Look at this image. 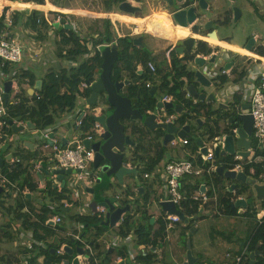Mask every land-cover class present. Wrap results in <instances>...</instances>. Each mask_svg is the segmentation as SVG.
I'll list each match as a JSON object with an SVG mask.
<instances>
[{
	"label": "trees",
	"instance_id": "1",
	"mask_svg": "<svg viewBox=\"0 0 264 264\" xmlns=\"http://www.w3.org/2000/svg\"><path fill=\"white\" fill-rule=\"evenodd\" d=\"M16 1L35 2L40 10H48V7H53L51 4H45V0ZM16 1L4 0V7L11 6ZM113 1L109 0L107 2L106 12H113ZM193 2H196V0H186V4ZM40 10H15L13 12L14 22L9 30H14L17 26L22 25L25 29H30L40 35L42 30L50 28L44 13ZM231 12L228 9L226 15H224V19L222 21L216 20L215 23L221 22L227 24L230 22ZM4 14L0 17V27H4L5 25L3 20ZM49 16L54 20L57 13L49 12ZM64 17L63 22L66 21ZM100 20L102 21L103 31H98V29L91 27L92 33H85L81 28H75L71 24L65 26L59 25L56 28L55 31L58 37L56 55L59 59L70 62V65L57 68L50 67L42 77V87L37 90L38 94L29 95L26 88H24L25 84L35 85L37 76L34 72L25 68H15L16 64L10 62H7L5 66L0 68L4 76L10 75L8 76L9 78H16L22 88L19 93L20 101L18 103H13V93L10 91V98L6 102L7 112L5 118L7 120L29 121L37 130L55 129L61 115L73 111L79 99H86L90 96V88L83 87L81 89L80 83L82 81L85 83L86 81L92 82L97 78V73L103 63V57L96 50V46L113 39L111 20ZM200 30L198 27L194 28L196 33L206 35V30L202 28ZM200 34H195L196 38L205 37L208 40V36ZM129 40L131 41L130 38ZM90 42L91 46H88ZM218 49L219 46H212L208 41L198 39L196 47L192 51H185L183 56L179 55L180 53L176 48L172 49L170 51V63L166 57L159 62L155 59V56L146 51V56L141 60L143 69L141 71L132 69L127 74L129 78H138V81L127 85L124 89V94L134 97L135 101L138 102L137 108L145 112V114L150 109L154 110L161 103V96L172 95V102L182 106V110L180 113H176L173 108H167V113L169 115H177L174 123L178 127L189 125L190 131L192 129L190 120H193L197 126L203 128V136L198 138L202 141L210 140L215 135L233 134V129L238 126L235 121H238L239 118V110L235 106L241 105L242 99L239 92L235 93L230 102V105L233 107L232 110H223L217 106L213 107V103L216 101L194 103L193 99L187 96V88L190 84H194L196 88L199 86L196 72L192 68L195 58L198 55L209 56ZM255 51L260 55H264V46H258ZM241 57L240 54L234 56L235 64L232 66L230 76L218 74L213 78L217 89L223 87L227 81L241 83L246 79L251 59H243ZM148 61L155 63L156 72H152L147 67ZM121 65H118V63L114 64L113 77L115 79H123L120 71L125 70V66L121 67ZM149 81L151 83L150 88L146 86V83ZM154 86H156L157 91L155 94H152L151 88ZM231 116L235 117L234 122H230ZM199 118H203L204 120L202 125H199L197 122ZM94 124L95 115L90 110H87V116L83 118L79 131L82 134L88 133L92 130ZM127 131H130L132 136L134 135L133 147L135 151L131 160L137 170L133 173H137L136 176L141 180L138 184L139 186H136L138 188L134 189L128 185L121 193V197L117 198L116 201H119V206L124 207L129 205L130 211L119 225L113 227L112 231L123 239L135 233L134 239L136 244L146 246L143 249H138L135 262L132 264H158L160 262L158 252H154L153 250L163 246L168 234L164 212L156 206V204L160 206V199L163 197V183L159 178L157 168L171 147L175 148L178 153L177 160L182 158L192 159V155L197 153L199 149L198 139L190 137L189 131L186 136L188 138L187 145L172 146L170 142L164 144V130L155 129L154 132L141 121L140 124L132 128L126 127V134H128ZM0 142L6 143L7 141L0 137ZM46 144L43 141L37 148L30 149L23 143L22 147L17 148V151L13 152L14 156L20 158V162L15 164H11L7 158V153L11 152L12 144H5L3 149L0 147V157L4 159L3 166L0 167V173L6 175L12 182L16 183V187L8 189L6 196L0 193V213L2 215L0 219V233L3 232V237L1 236V238L9 241L17 240L19 234L31 231L32 240L34 241L51 240L59 235L60 241H67L70 245L78 248L82 243L80 244V242L69 237L61 236L54 228L44 225L45 220L52 217L57 211H61V209L55 211L56 209L49 206L52 199H60V196L53 189L49 188L50 190L45 191L46 194H42L44 202H38L28 195H22L15 191L18 187L23 188L25 186L29 188L30 192L35 193L37 191L40 176L31 167L33 166V161L37 160L39 156L51 151V148H48ZM256 145L257 142L255 140L252 141V146L256 149L255 158L258 156L264 157V148L260 149ZM187 151L190 154H187ZM200 162L201 160H199ZM236 162L232 153L215 156V163L224 166L226 169L232 167ZM241 163L244 164L245 173L251 177V180H257L262 171L263 162H248V159H246L245 161H241ZM208 166V163L204 164L205 169ZM251 167L255 170L254 174H250L249 172ZM145 172L155 173L156 176L152 179H145ZM185 182L187 193L184 200L179 204V208L187 216L189 222L186 225L179 222L171 230H179L182 236H184L183 243L185 250L187 249V241L191 238V229L195 226L197 221L196 216L198 215V203L193 201L190 195L198 192L201 184L205 183L209 187L207 193L213 195L216 192L219 197L220 214H217L215 217L243 216L251 221L245 238L240 239L243 245L242 248L233 254H240L246 248L247 258L244 260V264H249V254L251 252H255L256 254L255 264H264V215L258 217L259 208L260 210H264V199L260 201V207H257L256 203L248 204L247 199L252 197L249 184L235 179H228L217 172L209 173L205 170L203 174L186 178ZM232 184H235V189L231 191L230 187ZM104 187L105 182L96 185L98 191ZM239 194L244 195V201L247 203L244 212L241 213L238 212L237 206H233ZM135 195H137L136 198L130 199L131 196ZM96 199L100 201L101 198L97 197ZM152 207H156V209L152 210ZM65 212L69 214L71 219L82 224L83 238L87 239L95 252V255L92 257V264H129L117 261L119 254L122 256H126L127 254L128 247L125 242L120 247L113 249L107 248L106 242H101V236L111 228L102 225L103 219L98 217L96 213L75 215L71 210ZM13 230L17 231L13 232ZM220 233L222 236L226 235L224 232ZM18 252L20 254H28L30 250L23 245ZM14 253H9L6 256L2 255L0 257V264H22L17 257L18 253ZM41 253L30 257L28 264H39L38 257L41 255L45 257L44 261L40 262L41 264H62L64 260L70 258V254L59 256L52 252L51 249L43 248ZM102 254H104V257H102ZM207 263L220 264L211 260Z\"/></svg>",
	"mask_w": 264,
	"mask_h": 264
},
{
	"label": "built area",
	"instance_id": "2",
	"mask_svg": "<svg viewBox=\"0 0 264 264\" xmlns=\"http://www.w3.org/2000/svg\"><path fill=\"white\" fill-rule=\"evenodd\" d=\"M186 2V0H182L180 3ZM7 8V10H6ZM6 10V11H5ZM5 13V14H4ZM4 14V27H0V68L5 66L7 62L18 64L22 61L24 56V49L25 46L21 40V37L18 32L15 30H9L11 26L13 25V10L9 9V7H4L0 12V17ZM47 14H44L45 19L48 22V25L50 28H55V23H60L62 26H65L67 24H71L75 28H78L77 25L70 21H62L63 20V14L58 13L55 20L50 19ZM110 18V17H109ZM113 23H115V20L110 18ZM40 22V21H38ZM117 32H118V28ZM119 36H122L119 33ZM114 41H109L105 44H99L96 46V50L100 52L101 54V47L104 45H111ZM91 44L88 43V46ZM216 53L217 51L213 52ZM212 53V54H213ZM211 54V55H212ZM209 56H204L205 60H207ZM199 56V55H198ZM251 62L250 65V71L254 75L251 76L253 81L252 87H251V94L248 102L251 104L250 109L248 111L253 116V127H252V135L250 139L252 141L257 142V147L260 149L264 148V70H260L258 68V65L256 64L260 59L264 61L263 58L258 56H251L250 58ZM234 65V64H233ZM232 65V66H233ZM231 67H223L220 71L213 74V78L216 77L218 74H226L230 76L231 73ZM147 67L150 68L152 72H156V65L153 61H148ZM99 73H97V77L99 76ZM3 73L0 70V137L4 138V140H10L12 141L13 134H25V131L29 128V121L25 120H7L5 118L7 107H6V101L4 99L5 94V81L3 77ZM7 78V77H6ZM97 78H95L96 80ZM7 80H12V87L11 90L13 95V103H18L20 101L19 93L21 92V86L19 84V81L16 78H10L8 77ZM94 80V81H95ZM93 82V81H92ZM146 86L148 88L151 87L150 81L146 83ZM88 87L84 81L80 83V88ZM36 91V90H35ZM38 94L37 92H35ZM34 93V94H35ZM241 93L242 90H241ZM11 95V92H10ZM9 95V98H10ZM187 96L191 97L193 99L194 103L202 102L203 100H198L195 97L190 96V94L187 92ZM222 98V97H221ZM85 99V98H84ZM161 102H172V95H164ZM205 102H209L205 100ZM230 104V103H226ZM89 109V106L87 105L81 110H78L72 115L73 125L71 126L73 131L79 130V127L82 124V120L84 117L87 116V110ZM240 111V106L237 108ZM167 108L163 105L162 107H159L158 113L156 116L157 122H164V123H174V120L176 116L174 114L168 115L166 113ZM153 110H148V114H152ZM197 122L199 125H202L204 120L203 118L197 119ZM16 124L19 127H23V130L19 131L18 133H13V125ZM37 130V129H36ZM38 136L44 139V142H46V146L48 148H51V151L45 152L42 154V156H39V158L35 161H33V166L31 167L32 170L39 174L40 180L37 184V191L30 192L29 188L27 186L23 188H17L15 191L17 193H20L22 195H28L30 198L37 200L38 202H44V198L42 194H46L45 191H48L50 189H53L58 196H60L59 200H51L50 207L56 209H61V211H57L52 217L45 220L44 225L48 227L54 228L61 236L69 237L75 241L82 243V245H79L78 247L82 248L83 253L76 252V248L72 245H70L67 241H60V236H56L54 239L47 240L44 239L42 241H34L32 240V232L26 231L27 239L23 242V245L25 244L29 249L30 252L28 254H23L22 259L24 262H28L29 258L42 254V250L44 249H54V253H56L59 256L69 254L66 251V246H71L75 249L74 253V259L76 258L78 263L77 264H92V257L95 255V252L91 246V244L87 241V239L83 238V226L80 222L75 221L69 217V214L65 211L70 210V208L75 207L76 212L75 215H85V214H97L98 217L105 220L106 213L108 211V208L103 204H97L95 209L92 207V198L88 199L83 202L82 200V189L86 193H89L88 188H94L99 181L100 174L98 169L90 168L89 164H93L95 159V152L92 148H88L84 144V139H89L91 141H95L99 135H101L104 132V127L98 123L95 122L94 127L92 130L88 133L82 134L81 132L77 131V134L74 136V139L67 140L65 143L63 140L57 136L55 133V129L50 128L46 130H37ZM228 134L225 135H215L210 140H203V145H199L198 152L195 153L192 159L190 158H182V159H173L167 162L164 166H158L157 172L159 175V178L162 180V187H163V197L160 199V203L164 201H170L176 204V206L179 208V204L184 200L185 194L187 193L185 190V180L186 178L190 176H198L200 174H203L205 170L209 173L216 172V168L219 166L215 163V156H216V149H219L220 151L225 150V137ZM235 137L238 136L237 134V127L233 129V134ZM41 140V139H40ZM42 141V140H41ZM172 146H184L188 144V138L184 137H173L170 141ZM1 146V142H0ZM203 148H205V151H203ZM249 156H248V162L253 161H262V171L258 176L257 180H252L255 183L264 184V157L258 156L255 158L256 149L251 145V148L249 149ZM187 154H190L189 151H187ZM225 154V153H224ZM234 159L237 161L232 167L228 168L229 170H235L238 172H244L245 173V166L241 161H245L246 159H243L242 155L238 154L237 152H234ZM8 158V157H7ZM11 164H15L17 162H20V158L18 156H14L13 152H10V157L8 158ZM199 160H201V164L199 163ZM133 163V162H132ZM208 163L209 166L207 169L204 168V164ZM124 166L133 168L136 172L137 168L134 165H131L130 163H123ZM58 169H64L68 170L71 169L72 172L69 174H73L74 177L69 181V183L66 180V175L59 173ZM250 174H254L255 170L253 167L249 170ZM137 174V173H136ZM155 173H144L145 179H152L155 177ZM248 178L251 179L247 175ZM88 179V182L86 180ZM0 187L2 188L0 193L7 195L8 189L11 187H16V183L12 182L6 175L0 173ZM200 190L198 192H194L190 195L193 201H196L198 203V215L196 216V219H200L202 217H212L216 216L217 214H220L219 209V197L216 192H214L213 195H209L208 189L209 187L207 184L203 183L200 186ZM50 188V189H49ZM242 194H239L236 198L237 200L243 199ZM27 209V208H26ZM180 209V208H179ZM238 212H244V208L238 207ZM28 210V209H27ZM181 210V209H180ZM183 212V211H182ZM185 215V214H184ZM0 213V217H1ZM187 218V216L185 215ZM164 218L167 221L166 224V230L167 234L175 227V225L179 222L186 225L184 221L180 218L179 215L168 213L167 211H164ZM124 219L123 214L121 215V219L117 221V225H119L122 220ZM188 219V218H187ZM62 227V228H61ZM135 235V233H133ZM132 235V234H131ZM118 243L117 239H112L108 242H106V247L111 248V246H115ZM143 246V245H142ZM158 249L153 250L154 252H157ZM72 256V255H70ZM72 256V257H73ZM42 262L44 261L45 257L41 255ZM102 257H104V254H102ZM247 258L246 256V248L243 249V251L240 254H233L231 251L226 253V262L224 264H244V260Z\"/></svg>",
	"mask_w": 264,
	"mask_h": 264
},
{
	"label": "crops",
	"instance_id": "3",
	"mask_svg": "<svg viewBox=\"0 0 264 264\" xmlns=\"http://www.w3.org/2000/svg\"><path fill=\"white\" fill-rule=\"evenodd\" d=\"M13 1H16V0H13ZM108 1L109 0H45V4H47V5L51 4L53 6V7H48V10H43V9L40 10L37 7V4L35 2H31V1L30 2L19 1L17 8H12L11 6H6V7H9V9L13 10V12L15 10L22 11L25 9H30V10L36 9V10L42 11L44 14H47V12L48 13L49 12H55L57 14L62 13L63 16H65L64 19L66 21H70V22L74 23L75 25H77L78 28H81L85 33H87V32L90 33L92 31V30H90L91 27L98 29V31H103V25H102V23H101L102 21L100 19H110V18L114 19L115 23H113L111 21L112 22V28L111 29L113 32V37H112L113 39L111 41H114V43L111 44L110 46L104 45L101 47V49L103 48L106 51H112L114 49L118 52V60L115 61V63H118V65L122 64L121 67L125 66V70L120 71L121 74L123 75V79H121V80L132 79V78H129L127 75L129 72H131L132 69L133 70L135 69L137 71H141L143 69V64H142L141 60L144 56H146L148 51L150 52V49H148V47L146 46V43L144 42V35H148L149 37H151V40L154 43L161 46V50L166 53L165 57L167 58L168 62L170 63V51L172 49L176 48L175 43L177 42V40H180L182 38V37L180 38L178 35V30H182V29L178 28L176 26V24L172 21V19L170 17V12H172L176 8H181L182 6L179 3L182 0H174L175 5H173V6H171L169 4L168 0H156V2L158 1V3L156 4L157 5L156 9H158V10H155L154 12L152 10H154L155 8L151 7L149 5L150 0H140V1L127 0V1L131 2L132 5L140 6L142 8V10L140 12H137L136 14L125 13V12H121L118 10V4L123 0H114L113 5H112V11L113 12H106V7H107ZM152 1H154V0H151V2ZM200 1L201 0H196L197 5L199 6L198 8H199L200 12L206 14L205 20L212 19L214 21L213 29H215L217 31V34H218L217 40L220 41L219 43H214L215 46H219V49L215 50L218 52L217 58H216L217 62L215 61L216 62L215 66L214 67L213 66H207V67H205V70H204V73L208 76L209 80H211V84H213L216 88V85H215L213 77H212L213 74L220 71L221 68L225 67V65L229 62H233V64H235V61H234L235 55L240 54V55H242V57H245L244 54H247L246 57L250 58L251 57L250 55L254 54V55L264 59V55H260L255 51L258 46H264V37H262L261 34H259L257 31H249L250 29L248 28L246 23L240 24V22L245 18H247L248 20H250V19L255 20L253 13H254V15L256 14L257 16H259L261 19H262V16L260 15L258 6H256L255 9L252 10L250 7H248V5L247 6L246 5H241V6L235 5V3L238 0H205V6L207 7V9L204 8V6H203L204 3L202 6H200ZM248 1L252 5H254L258 0H248ZM261 1L264 2V0H261ZM164 2L168 6H170L171 9H167ZM23 3H29L30 7L19 9L18 8L19 4H23ZM229 3L234 4V5H231L232 8L237 7L241 11L239 19L234 22V14H233L232 8H230V10L232 11L231 12V21L228 22L227 24H223L221 22L215 23L216 20L222 21L224 19V16L222 13L225 11V8L231 7ZM176 4H179V5L177 6ZM1 10L2 9H0V12H1ZM151 12H153V13H151ZM48 16H49V14H48ZM49 18H50V16H49ZM55 18H56V16H55ZM55 18H54V20H55ZM86 19H89V20H86ZM263 19H264V17H263ZM59 25L61 26L60 23H58V22L55 23V28H53V29L48 28L47 30H42V33L40 35H38V33H36V32L31 31L30 29H25L22 25L17 26L14 30L19 33L21 40L25 46V49H24L25 51H24V56H23L22 61L19 62L18 64H16L15 68L29 69L30 71H32L36 74L37 81H38V80H42V77L45 75V70L47 69V67L48 68H50V67H56L57 68V67L69 66L70 62L65 61V60H61L56 55V43H57L58 37H57L55 30ZM227 25L233 26L232 35H230V33H229L230 32L229 28L231 26L229 28H227ZM116 28H118V32H117ZM138 28H140V30H138ZM235 30H236V33H235ZM200 32H201V30H200ZM119 33L122 36H119ZM205 33L207 35L208 31L206 30ZM93 34H97V33H93ZM194 34H200V33H196L194 31V29L189 27L188 28V35L192 36ZM200 35H202V34H200ZM202 36H204V35H202ZM138 37H142L141 43L139 42V43L135 44L134 39H136ZM126 38H128V39H126ZM129 38L133 41L131 42L129 40ZM197 39H202V40L208 41L207 39H205V37L196 38V40ZM252 39H253L254 43L251 44ZM106 43H108V42H106ZM209 43L211 45L213 44L212 42H209ZM89 44H91V42ZM103 44H105V43H103ZM171 44H173V45H171ZM248 44H250L251 47H247ZM195 47H196V43L194 45V48ZM184 52H179L180 53L179 55L183 56ZM157 53L158 52L154 53L152 56L157 55ZM213 54H216V53H213ZM201 56H203V55H201ZM211 56L207 58L206 62L209 61ZM253 57H255V56H253ZM40 59H42V60L39 62L38 60H40ZM159 62H161V61H159ZM193 63H195V62H193ZM193 63H192V68L194 69V71L196 72L197 70H200L198 68L195 69V65H193ZM256 64L258 65L259 71L264 70V61L263 60L260 59ZM37 66H39L40 68H45V67L46 68H45L44 72H40V71H42V69L38 70V71H37V69H33L34 67H37ZM251 66H249L248 75H247L246 79L243 80V82L235 83L234 81H227L226 83H224V85H223V87H221V89L220 88L217 89L218 93H219V90H221L220 94H219L220 99L218 100L219 101L218 103L217 102L213 103V107L217 106V107H221L223 110H227L228 108L225 109L224 105L228 106V104H226V103H230L231 100L233 99V96L235 95V93L237 94L238 92L241 94V97H242L241 102L249 103L248 100L250 98V94H251V90H252L251 89L252 82H255V81H253V79L251 77V76L254 77V75L250 71ZM99 72H101V68H100ZM3 75H4V73H3ZM8 76H10V75H8ZM8 76H3L5 78L4 81H7ZM10 78H12V77H10ZM131 83H135V82H131ZM126 86L127 85H125V87ZM199 86H200V84H199ZM199 86H198V88H199ZM125 87H124V89H125ZM24 88H26L29 95H33L38 90V89H36L35 92H32L33 86L28 85V84H25ZM241 90L243 93H241ZM123 94H124V92H123ZM207 94H209V93H207ZM125 96H127V95H125ZM161 97L163 98V96H161ZM130 98H132V100H133V106L137 108L138 102L135 101L134 97H130ZM162 98H160V99L162 100ZM86 99H84V98L79 99L78 104L73 111L66 113V114H63V115H61V117H59L57 125L55 126V133L57 134L58 137H60L63 140L64 143L67 140L69 141L70 139H74V136L77 134V131L80 132L79 130H77V131L72 130L71 126L73 125L74 119H72L71 116L74 115V113L76 111L81 110L87 106ZM88 110H90L92 113H94V115H96V113H97L91 107ZM166 113H167V111H166ZM175 116H177V115H175ZM179 128H181V127H179ZM13 133H15V132L13 131ZM25 134L29 135V136L32 135L33 138H32V140L28 139L27 141L24 142V144L30 149L37 148L38 146H35V144H36L35 142H37L41 138L38 136L39 133L36 130V128L35 127H29L25 131ZM25 134H22V135L18 134L15 136L23 138V136H25ZM15 136L14 137L12 136L13 140H15ZM29 143L31 144V146H29ZM5 144L6 143H1L0 147L3 149ZM170 149H172V150H170ZM170 149L167 151V154H166L164 160L161 161V164L159 166H161V167L164 166L167 162L170 161V159H172V160L177 159L178 153L175 150V148L171 147ZM8 155H10V152L7 153V157H8ZM126 163H130L131 165H133L132 160L126 161ZM127 168L131 169V170L133 169L130 167H127ZM129 172H131L133 174V176L137 178V179L136 178L133 179V183H132V186L135 184L134 189H136V188H138L136 186H139L138 184L140 183L141 179H139L136 176L137 175L136 173H133V172H135L134 169H133V171H129ZM127 173L123 174L122 178L116 177L119 185H118V188H116L115 190L114 189L112 190L113 191L112 196L115 197L116 200H117V198L121 197V193L123 192V190L127 186V184H125V180H124L125 175ZM102 181L105 182V189L110 188V184H111L110 177L107 178L105 176L102 179ZM98 183H99V181H98ZM100 190L102 191V189H100ZM99 193H100V191H98L97 197L101 198V195L99 196ZM90 194L92 195L93 193H90ZM136 196L137 195L131 196L130 199H132L134 197L136 198ZM90 198H92L93 201L95 199L94 196H89V199ZM103 198H101L100 200L102 201ZM109 198H111V197H109ZM87 199H88V197H87ZM244 199L245 198L243 196V199H241L243 201V204H241L240 206H237V208L238 207H242L244 209L246 208L245 204L247 205V203H246V201H244ZM126 206H129V205H126ZM156 206H157V208H160L162 210L161 203H160V206L158 204H156ZM115 207L116 208L121 207V206H119V204H117V201H115ZM70 210H71V212L75 213L77 209L75 210V207H72V208H70ZM129 211H130V206L128 207L127 210H125V212H123V216L124 217L127 216ZM263 215H264V210L259 209L258 217H261ZM212 217H215V216H212ZM212 217H202L200 219H197L196 224L194 226L195 232L197 231L196 226L200 222H203L205 220H209V218H212ZM112 229L113 228L106 231L105 234L101 236V239H100L101 242L105 243V242H107V240L109 242L112 239H114V240L117 239L118 243L115 246H111L110 249H113L115 247H120L125 242L127 247H128L127 254H126V256H122L119 254L117 257V261L119 263H126V262L129 264L134 263L135 262V256H136V254H138L137 252L139 251L138 249H143L146 246L136 244V241L134 239L135 238L134 234L130 235V237H126L123 239L119 235L115 234L112 231ZM195 232H192V234H194ZM210 236H212V238H214L212 233ZM222 237H225V236H222ZM190 239H191V244H192V235H191ZM216 240H217L216 237L213 240L199 239L198 243H197V249L200 252V254L203 253L204 255L207 256L206 258L208 259V261L211 260V261L219 262L220 264H224L226 262V260H227L226 259V253L227 252L231 251L232 253H235L236 251L240 250L243 246L241 241L236 242L234 240V242L231 241L229 243V245H227L228 247L226 248L225 252L222 253L219 249V244L215 243ZM183 241H184V236H182L180 231H178V232H177V230L174 232L170 231L166 237V240H165L163 246L159 247L157 250L158 259H160L159 260L160 262L158 264H185V262H187V249L185 250ZM24 247H27V246L24 244ZM28 250H30V249L28 248ZM17 253H18L17 257L22 262V264H28V262L26 263L23 261V259H22L23 254H20L19 252H17ZM192 253H193V245H192ZM220 254H223V255L220 256ZM196 258H197L196 262H198V260H201L200 257H196ZM69 260H70V262L72 261L71 258H69ZM38 261H39V264L42 263V257L41 256L38 257ZM208 261H205L203 264H208L207 263Z\"/></svg>",
	"mask_w": 264,
	"mask_h": 264
},
{
	"label": "water",
	"instance_id": "4",
	"mask_svg": "<svg viewBox=\"0 0 264 264\" xmlns=\"http://www.w3.org/2000/svg\"><path fill=\"white\" fill-rule=\"evenodd\" d=\"M140 1V0H136ZM169 1L171 6L175 5L174 0ZM204 3V5H203ZM182 7L176 8L172 12H170V17L172 21L182 27L194 29L198 27L199 29L207 30V36L211 38L218 39V34L215 29H213L214 21L212 19L205 20L206 14L200 12L199 6L196 2L186 4V2L179 3ZM179 4H176L177 6ZM205 6V0L200 1V6ZM118 10L125 13L136 14L140 12L142 8L140 6H134L131 2L127 0H123L118 4ZM234 14V22L239 19L241 11L237 7L232 8ZM141 38L138 37L134 39V43H141ZM198 40V39H197ZM196 38L194 36L185 37L183 39L177 40L175 46L178 52L184 51H192L194 45L196 43ZM254 43L253 39L251 40V44ZM101 55L103 57V63L101 65V72L97 79L93 82L86 81V85L90 88L91 93L90 96L86 99V104L89 108H93L95 110V122L100 123L104 127V132L99 135V137L95 141H91L89 139H84V144L88 148H92L95 152V159L93 162V168L98 169L100 178L99 183L103 182L102 179L106 176L111 177L112 175L122 178L123 174L133 171V169H128L123 165L124 163V155L125 148L127 145L133 146L134 140L131 139V136L126 134V126L122 122V120H140L145 126L150 128L151 130L162 129L164 130V144H167L173 137H181L184 138L188 135L190 131V126L185 125L179 128L175 123H164L157 122L156 116L158 113L159 107L163 105L166 108H173L176 113H180L182 110V106L174 104L173 102H161L158 106L153 110L152 114H145L139 108L133 106L132 98L125 96L123 94L125 85L130 84L131 82H137L138 78L132 79H124L119 80L113 77V69L115 61L118 60V52L116 50L106 51L105 49H101ZM217 58L216 54H213L209 59L210 62H215ZM194 62L198 65H204L206 60L203 56L199 55L195 58ZM233 62H229L225 65L226 68L231 67ZM196 78L199 84L204 86L211 85V80H209L208 76L200 70L196 71ZM5 94L4 99L7 102L9 100L10 90L12 87V80L5 81ZM42 87V80L36 81L35 85L32 88V92H35L36 89H40ZM157 91L156 86L151 88V93L155 94ZM190 96L197 98L198 100H207V101H216V94L210 93L207 94L205 92H199L198 88L194 84H190L187 88ZM220 94V92H219ZM251 104L241 102L240 111L238 115V121H235L237 126V134L234 135H226L225 137V150L220 151L216 149V155L220 154H233L237 152L242 155L243 159H247L250 152L249 149L252 145V140L250 139L252 135V125H253V116L248 111L250 109ZM224 108H228L227 105H224ZM235 117L231 116L230 122H234ZM28 127H34L31 123H29ZM23 130V127H19L16 124L13 125V131L18 133ZM198 144L203 145V141L198 139ZM29 146L31 144L29 143ZM239 148V149H238ZM205 151V148H203ZM10 155H8V158ZM4 159L0 157V167L3 166ZM61 174H69L72 172L71 169L57 170ZM216 172L224 177L231 180H239L244 183L253 182L250 178L247 177V174L244 172H236L235 170L226 169L224 166L219 165L216 168ZM98 183V184H99ZM255 183V182H254ZM258 195L261 200L264 199V184H255L254 185ZM0 187V191H1ZM235 189V184H232L230 190ZM90 193L95 194L94 201L92 202V207L95 209L97 204H103L108 208L106 213L105 220L101 223L107 227H115L117 225V221L121 219V215L125 210L128 209L129 206L125 207H115V197L111 198H103L102 201L96 199V195L98 193V189L96 186L94 188H88ZM243 204V201L237 200L233 206H240ZM246 206V204H245ZM244 206V207H245ZM161 207L163 211H167L168 213L179 215L182 221L188 223L189 220L185 217L184 213L170 201L161 202ZM191 232H195V227H192ZM66 251L70 255H74L75 249L71 246H66ZM54 252V249H52ZM76 252L83 253L82 248H76ZM250 262L249 264H255L256 254L255 252H251L249 254ZM197 261V258L193 256L192 253V244L191 239L187 241V262L185 264H194ZM78 261L75 258L70 262L69 259L63 261L62 264H77Z\"/></svg>",
	"mask_w": 264,
	"mask_h": 264
},
{
	"label": "rangeland",
	"instance_id": "5",
	"mask_svg": "<svg viewBox=\"0 0 264 264\" xmlns=\"http://www.w3.org/2000/svg\"><path fill=\"white\" fill-rule=\"evenodd\" d=\"M154 1L151 2V0H150V4H149L151 7L155 8L154 10H152L153 12L155 10H158V9H156V7H157L156 4L158 3V1L157 2H156V0H154ZM255 4L252 5L248 0H238L235 3V5H239V6H241V5L247 6L248 5V7H250L252 10H254L256 6H258V9H259L260 15L262 16V19L259 16H257L256 14L254 15V13H253L255 20H253V19L248 20L247 18H245L240 22V24L246 23V25L250 29L249 31H257L259 34H261L262 37H264V19H263V17H264V2H262L261 0H258ZM165 5H166L167 9H171V7L168 6L166 3H165ZM231 5H234V4H230V6ZM3 8H4L3 0H0V9H3ZM230 8H232V6L225 8V11L222 13L223 16L226 15L227 10ZM6 10H7V8H6ZM153 12H151V13H153ZM86 20H89V19H86ZM230 26L231 25H227V28H229ZM232 29H233V26H231L229 28L230 35H232V33H233ZM235 33H236V30H235ZM204 36H207V35H204ZM132 41L133 40H131V42ZM144 42L146 43V46L148 47V49H150V52L152 55L154 53L158 52L157 55H155V59L157 61H161L164 59V57L166 56V53L161 50V46L157 45L156 43H154L151 40V37H149L148 35H144ZM173 44H171V45H173ZM212 46H215V44L213 43ZM247 47H251L250 44H248ZM244 55H245V57H241V58H243V59L248 58V57H246L247 54H244ZM41 60L42 59H40L38 61L40 62ZM216 62L207 61L204 65H198L196 63H193V65H195V69L198 68V69H200V71L204 72L205 67H207V66H213L214 67ZM45 68H40L39 66H37V67H34L33 69H37V71L42 69V71H40V72H44ZM48 69L49 68L47 67V69L45 70V73L48 71ZM198 90H199V92L205 91L206 93H209V94L210 93L216 94V102L217 103L219 102L218 101L220 99L219 93H218L217 88H215V86L213 84H211L209 86H204V85L200 84ZM220 91L221 90H219V92ZM77 104H78V102H77ZM122 122L124 123V125L126 127H129V128H132L133 126L140 124V120H122ZM190 124L192 127V129L190 131V137H192L194 139H196V138L198 139L201 136H203V130H202L203 128L197 126L193 120H190ZM15 135L16 134H14L13 137ZM128 135H130L131 139L134 140V135L132 136L130 131L128 132ZM32 138H33L32 135L29 136L26 134H25V136H23V138L15 136V140H13L11 142L8 139V140H6L7 141L6 144L11 143L12 144L11 151L14 152V151H17V148L22 147V144L25 141H27L28 139L32 140ZM41 139H42V141L38 140L37 142H35L36 143L35 146H38L40 143H42L44 141L43 138H41ZM170 150H172V149H170ZM134 151L135 150H134L133 146H129V145L126 146L125 155H124V163H126V161H130L132 159ZM89 167L92 169L93 164H89ZM65 177H66L67 182L69 183V181L74 177V175L73 174H67ZM111 177H110V180H111L110 181L111 182L110 188L111 189L110 188L105 189V187L102 188V191L100 190L101 198L113 197L112 196V194H113L112 190L113 189L115 190L116 188H118L119 183L117 182L116 176L112 175ZM135 178L136 177H134L131 172H128L125 175V184H127V186L129 185V186L134 188L135 184L132 186V183H133V179H135ZM86 182L89 183L88 179L86 180ZM255 184H259V183H254V182L249 183V190H250V193L252 194V197L248 198L247 202H248V204L256 203L257 207H260L259 204H260L261 198L258 195V193L254 187ZM81 191L83 192L82 193L83 202H85L87 200V197L94 196V194L91 195L90 193H86L85 191H83V189ZM117 204H119V201H117ZM151 209L154 210V209H156V207H152ZM0 219H1V217H0ZM249 223H251V221L248 220L247 218L243 217V216L212 217V218H209V220H205L203 222H200L196 226L197 231L194 234H191L192 235V245H193V256L201 258V260L199 262H195L194 264H203L205 261H208V259L206 258L207 256L204 255L203 253L200 254V252L197 249V243H198L199 239L213 240L216 237L217 240L215 241V243L219 244V249L223 253V252H225L226 248L228 247L227 245H229V243L231 241L234 242V240H235L236 242H238V241H240V239L245 238L246 232L248 231ZM16 231L17 230H13V232H16ZM178 231L179 230H177V232ZM220 232H224L226 234L225 237H222V234ZM211 233L213 234L214 238H212V236H210ZM1 236L3 237V232L0 233V257L2 255L6 256L9 253L18 252L20 247H23V242L27 239L26 232L19 234V236H18L19 240L18 239L17 240H11V241L4 240L1 238ZM222 255L223 254H220V256H222ZM70 258L72 259V261L74 260V257L70 256Z\"/></svg>",
	"mask_w": 264,
	"mask_h": 264
},
{
	"label": "bare ground",
	"instance_id": "6",
	"mask_svg": "<svg viewBox=\"0 0 264 264\" xmlns=\"http://www.w3.org/2000/svg\"><path fill=\"white\" fill-rule=\"evenodd\" d=\"M170 1H172V0H170ZM18 2H19V1L14 2V3L11 5V7H12V8H17ZM29 7H30V4H29V3L19 4V6H18L19 9L29 8ZM176 26H177L178 28L182 29V30H178V35H179L180 38L182 37L181 39H183V38H185V37H189V35H188V28H186V27H182V26H179V25H177V24H176ZM138 30H140V28H138ZM192 36L196 37L195 34L192 35ZM208 41H209V42H212V43H219V42H220V41H218L217 39H215V38H211V37L208 38ZM250 56H256V55L251 54Z\"/></svg>",
	"mask_w": 264,
	"mask_h": 264
},
{
	"label": "flooded vegetation",
	"instance_id": "7",
	"mask_svg": "<svg viewBox=\"0 0 264 264\" xmlns=\"http://www.w3.org/2000/svg\"><path fill=\"white\" fill-rule=\"evenodd\" d=\"M239 106H240V105H236L235 108L237 109ZM228 109H231V110H232L233 107L229 104V105H228Z\"/></svg>",
	"mask_w": 264,
	"mask_h": 264
}]
</instances>
